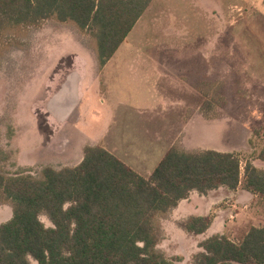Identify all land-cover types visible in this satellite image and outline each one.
<instances>
[{
	"label": "trees",
	"instance_id": "trees-1",
	"mask_svg": "<svg viewBox=\"0 0 264 264\" xmlns=\"http://www.w3.org/2000/svg\"><path fill=\"white\" fill-rule=\"evenodd\" d=\"M152 0H0V53L18 29L48 20L89 33L101 68L116 52ZM222 81L202 83L200 111L207 119L224 103ZM0 148V204L12 216L0 223V264H174L158 244L163 220L191 191L238 187L264 201V167L238 152L184 149L174 143L148 177L101 145H85L75 166H44L6 172ZM264 161V148L257 155ZM50 221L47 226L40 219ZM213 215L190 216L177 225L188 235L204 233ZM192 264H264V226H251L238 241L213 234L198 243Z\"/></svg>",
	"mask_w": 264,
	"mask_h": 264
},
{
	"label": "rangeland",
	"instance_id": "rangeland-1",
	"mask_svg": "<svg viewBox=\"0 0 264 264\" xmlns=\"http://www.w3.org/2000/svg\"><path fill=\"white\" fill-rule=\"evenodd\" d=\"M150 6L144 19L128 35L132 49H158L166 25L167 33L174 34L178 50L205 51L206 81L215 78L225 85L218 123H198L192 129V145L216 150L228 146L226 149L240 154L241 172L247 160L264 167V162L257 158L264 148V0H153ZM152 18L159 23L153 25ZM93 45L89 33L54 20L41 27L18 29L4 39L0 53V148L9 156L1 164L6 172L13 174L19 168L29 167L30 173L37 176L44 166L60 169L79 162L87 138L74 129L77 115L71 114L77 99L72 98L71 82L82 66L97 64ZM125 50L122 47L117 52ZM136 75L134 71H123L113 98L125 132L130 139L135 133L133 144L121 141L124 132L117 126L115 143L119 149L112 154L124 164L138 162V150L131 147L138 144L137 131L155 124L148 122L147 114L137 113L145 102L143 85L148 82L140 81ZM84 107L83 104V112ZM82 123L86 126L87 122ZM158 150L160 153V146ZM234 200L235 206H230L225 198L215 209L223 211L220 221L224 234L238 241L251 226H264V201L243 192L235 195ZM0 215V223L9 220L11 207L0 204ZM179 218L176 214L162 221L164 232L158 248L174 264H192L202 236L181 231L177 225ZM40 219L51 226L46 216L41 215Z\"/></svg>",
	"mask_w": 264,
	"mask_h": 264
},
{
	"label": "crops",
	"instance_id": "crops-1",
	"mask_svg": "<svg viewBox=\"0 0 264 264\" xmlns=\"http://www.w3.org/2000/svg\"><path fill=\"white\" fill-rule=\"evenodd\" d=\"M150 5L133 28L144 19L151 7ZM152 21L153 25L158 22L157 19L153 18ZM133 28L130 32H132ZM155 31L158 32L157 29ZM168 31L165 25V28H163V41L159 43V46L157 45L158 49L150 52H139L132 49L133 46L129 42V32L116 52L101 68L97 64H87L88 66L84 65L78 69L76 79L73 80L71 88L73 97L77 99L76 109L71 115L73 116L74 113L77 115L74 129L77 132L80 131L79 133L82 132L83 136L87 138V141H83V144L101 145L113 153L118 152L117 150L119 149V146L115 143L117 126L124 132L121 141H128L129 144H133V136L135 135L133 133L130 135L131 139L129 138L124 130V125L121 123L120 116L117 114L119 106H116L117 108L113 106V104L115 105V99H113L116 92L115 87H117L119 77H121L123 71H134L140 81L142 79V81L148 82L147 86L143 85L146 90L142 92L144 94L142 102L144 100L145 102L142 103L143 107L141 109H137V113L147 114L148 122L154 121L155 124L153 126H142L137 131L139 132L137 136L138 144L131 145V147L138 150L135 155V159L138 162L131 161L132 163H130L121 158L125 164L144 177H148L151 174L153 171L151 168H155L158 165L166 151L174 143H178L181 147L188 150L211 149L197 144L192 145V129L201 122L202 125L207 126V124H215L218 123L216 121H219L217 119L219 110L217 117L214 119H207L200 111L205 97L198 91V85L203 82L217 81L215 78L206 81L208 56L200 48L194 51L178 50L176 45H174L175 39L172 38L174 34L167 33ZM122 47L126 48V50L117 52ZM115 58H119V60L114 61ZM123 62L127 65L121 66ZM109 67H111L110 70ZM106 72L108 74L105 77ZM151 82H153L152 86L150 85ZM83 104L85 105L84 112ZM145 104L147 107H145ZM82 121L87 122L86 126L82 125ZM88 123H91L89 127ZM160 136L162 137L161 140ZM159 146L160 153H158ZM227 147L223 146L221 150L234 152L226 149ZM153 149H156V151H152ZM148 150H150L149 153ZM82 158L83 151L82 154L80 153L79 162ZM79 162L69 166H75ZM136 164L140 166L136 167ZM138 168L141 169L139 170ZM239 192L254 195L241 187L231 190L221 186L208 191L206 194L193 190L187 199H182L178 202L169 216L178 214L180 215L178 220H183L190 216L213 215L207 230L199 235L202 236L203 240L213 234H224V224L220 221L223 211L220 208L217 210L215 208L225 198L230 202V206H235L233 203L235 202L234 196ZM212 209L214 210L211 211ZM1 219L2 216L0 215ZM181 231L183 230L181 229Z\"/></svg>",
	"mask_w": 264,
	"mask_h": 264
},
{
	"label": "water",
	"instance_id": "water-1",
	"mask_svg": "<svg viewBox=\"0 0 264 264\" xmlns=\"http://www.w3.org/2000/svg\"><path fill=\"white\" fill-rule=\"evenodd\" d=\"M69 82H70V81H69ZM71 83H72V82H71ZM71 86H72V84H71ZM72 98H74L73 95H72Z\"/></svg>",
	"mask_w": 264,
	"mask_h": 264
}]
</instances>
